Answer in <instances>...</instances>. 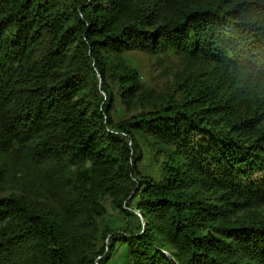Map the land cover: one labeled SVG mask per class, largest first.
<instances>
[{"label": "trees", "instance_id": "1", "mask_svg": "<svg viewBox=\"0 0 264 264\" xmlns=\"http://www.w3.org/2000/svg\"><path fill=\"white\" fill-rule=\"evenodd\" d=\"M129 51L200 69L146 93ZM108 74L140 113L113 120ZM13 151L43 176L15 178ZM105 197L135 231L100 227ZM118 247L121 264H264V0H0V264H108Z\"/></svg>", "mask_w": 264, "mask_h": 264}, {"label": "rangeland", "instance_id": "2", "mask_svg": "<svg viewBox=\"0 0 264 264\" xmlns=\"http://www.w3.org/2000/svg\"><path fill=\"white\" fill-rule=\"evenodd\" d=\"M121 58L126 64L135 69L142 90L153 94H173L177 89L181 78L198 72L199 65L189 61L186 57L175 53L148 55L141 51H129L121 54ZM107 82L114 95V105L112 118L114 121L127 119L132 115L141 112L140 109L127 110L119 99V89L116 80L108 74ZM177 96V94H175ZM136 140L142 152V160L137 169L141 175L147 176L156 182H160L163 176L164 159L159 156L154 148L152 141L148 137L136 136ZM7 166H12L11 174L20 178L29 176L33 181H38L43 176L41 171H36L31 167L26 156L18 151H13L4 156ZM13 189L6 186L4 195L10 193ZM101 204L104 208V215L100 220V227L110 228L120 233L135 231L138 226V213L129 211L128 214H121L112 207L111 200L108 197L102 198ZM102 247V244H101ZM106 247V241L103 242V248ZM122 247H118L116 253L108 264H121Z\"/></svg>", "mask_w": 264, "mask_h": 264}]
</instances>
